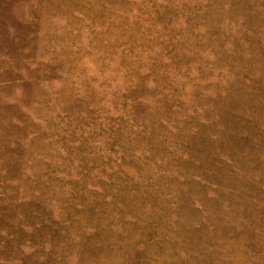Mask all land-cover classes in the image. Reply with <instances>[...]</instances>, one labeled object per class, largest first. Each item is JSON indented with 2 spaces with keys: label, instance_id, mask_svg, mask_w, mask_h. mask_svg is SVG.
Wrapping results in <instances>:
<instances>
[{
  "label": "rangeland",
  "instance_id": "1",
  "mask_svg": "<svg viewBox=\"0 0 264 264\" xmlns=\"http://www.w3.org/2000/svg\"><path fill=\"white\" fill-rule=\"evenodd\" d=\"M0 264H264V0H0Z\"/></svg>",
  "mask_w": 264,
  "mask_h": 264
}]
</instances>
